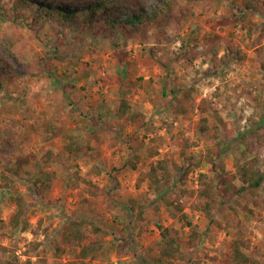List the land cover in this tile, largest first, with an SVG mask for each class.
<instances>
[{
    "label": "rangeland",
    "instance_id": "1",
    "mask_svg": "<svg viewBox=\"0 0 264 264\" xmlns=\"http://www.w3.org/2000/svg\"><path fill=\"white\" fill-rule=\"evenodd\" d=\"M164 1L111 0L117 7L109 17L121 22ZM245 1L184 0L163 25L124 26L107 36L96 27L30 26L22 8L0 0V54L16 74L27 75L30 93L23 105L17 88L0 89V170L13 179L0 189V264L28 258L32 264H230L237 236L264 264V186L224 190V179L240 186L249 158L257 157L264 172V146L247 148L239 137L264 121V0H250V8ZM97 2L59 0L57 6L76 11ZM123 100L143 119L131 123V110L120 117ZM48 124L57 131L51 139ZM75 134L92 146L78 157L66 148ZM18 157L26 162L18 165ZM161 159L173 174L163 195L148 178L150 163ZM209 183L223 225L214 230L192 208L207 199ZM13 196L26 201V230L9 225ZM167 196L185 210L175 215ZM75 219L113 231L96 259L81 258L80 248L65 242ZM188 222L198 233L192 246ZM159 226L178 230L185 260L158 259Z\"/></svg>",
    "mask_w": 264,
    "mask_h": 264
},
{
    "label": "trees",
    "instance_id": "2",
    "mask_svg": "<svg viewBox=\"0 0 264 264\" xmlns=\"http://www.w3.org/2000/svg\"><path fill=\"white\" fill-rule=\"evenodd\" d=\"M132 2L133 0H127ZM184 0H165L163 3H160L156 6L155 10L152 12L143 13L141 15H134L129 18H125L123 21L119 22L109 15L114 14L117 4L111 3V0H99V2L94 3L90 6L83 7L80 10L71 11L66 10L61 7H58L59 0H52L50 4L32 2L28 3L27 0H11V3L15 6L22 8L23 12L27 14L26 19L24 20L30 26L34 25H51L55 23H61L65 28L72 31L76 29L78 31L86 30L88 27L91 28H101L104 31V34L110 36L115 33L117 29L121 27L129 28H138L146 25L150 26H160L163 25L166 21L172 17L177 9L183 4ZM193 1V0H190ZM28 4V6H26ZM251 1H245V7H251ZM7 50L11 53L12 50L9 46H6ZM1 53V52H0ZM14 54V53H13ZM243 55L241 56V58ZM26 74H16L12 70V63L5 59L0 54V89L8 88H17L19 96L22 98V103L26 104L27 97L29 93V86L26 82ZM15 84V86H13ZM38 94V93H37ZM36 95V93L34 94ZM185 97L188 99L189 95L186 94ZM183 107V106H182ZM131 110V114L129 111ZM183 113L188 111L187 107H183ZM128 114V118L131 123H137L138 120L143 119L144 114L138 110L132 108L130 103L127 100H123L122 107L119 109V116H125ZM126 116V117H127ZM205 123L208 122V118H202ZM219 128L218 126H215ZM49 136L48 138H53L57 135L55 130V125L48 124ZM209 130V126L205 125L202 128V131L205 132ZM218 135V134H216ZM95 140L98 141V134L94 135ZM241 142L247 147L250 148L253 144L259 146H264V121L261 120L259 124L253 128H249L244 132L239 134ZM66 148L68 153L75 157L84 153V151L92 148L89 143V139L84 134H75L68 136ZM137 158H140L138 154H135ZM131 167L136 169L137 162L129 160ZM18 165L26 162L23 157H18L15 161ZM257 157H252L244 161L239 171L238 180L240 186H236L233 183H228L226 179L225 182V191H234L238 194L249 190L251 192L257 191L264 186V172L257 167ZM150 171L148 173L149 185L155 191L160 192L159 194L163 195L164 189L171 187L172 182V171L166 164L165 160H156L150 163ZM47 175L44 179H38L37 184L40 186L48 180ZM6 181H13V179L8 176L6 169L0 170V189L3 188V184ZM208 185V184H207ZM38 186V187H39ZM216 188L215 185L209 183L208 188L203 191L204 195L207 197L206 200L200 199L197 203L192 204V208L200 210L205 213L209 219L210 225L213 226V230L217 228H223V225L220 220L215 217V208L217 204L216 195H211L209 188ZM166 204L170 208H174L176 213L175 215L182 213L185 210V205L183 202H180L178 199L171 196L165 197ZM12 201L16 203L15 212L9 222L10 227L13 229H22L26 230L29 227V222L25 217L26 212V201L21 197H12ZM90 227L88 228V226ZM188 225L191 227L190 233V244L191 246L195 244V238L198 237L196 228L192 226L191 222H188ZM5 227L4 220L0 216V228ZM161 232V239L158 243V259L159 260H185L189 253L188 250L182 248V243L177 237L178 230L173 226H159ZM113 233L109 228H104L100 224L94 221H88L85 219H75L70 221L64 230V240L67 244H76L80 250L79 255L81 258L87 259H96L100 251L104 248V237ZM242 236H237L232 243V259L230 264H257L255 258L248 255L245 250V243ZM23 264H32L31 260L28 258ZM143 264V263H138Z\"/></svg>",
    "mask_w": 264,
    "mask_h": 264
}]
</instances>
